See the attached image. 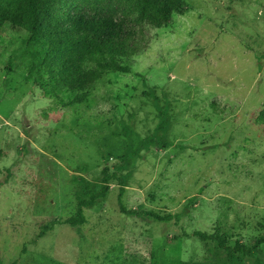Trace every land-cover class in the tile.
<instances>
[{
  "label": "rangeland",
  "instance_id": "374dc122",
  "mask_svg": "<svg viewBox=\"0 0 264 264\" xmlns=\"http://www.w3.org/2000/svg\"><path fill=\"white\" fill-rule=\"evenodd\" d=\"M176 1L131 72L106 73L80 103L30 76L27 31L0 27V264H230L216 237L264 238V0ZM146 84L172 103L170 145L140 151L123 200L181 220L123 213L112 180L87 222L62 223L153 132ZM239 256L264 264V242Z\"/></svg>",
  "mask_w": 264,
  "mask_h": 264
},
{
  "label": "trees",
  "instance_id": "16d2710c",
  "mask_svg": "<svg viewBox=\"0 0 264 264\" xmlns=\"http://www.w3.org/2000/svg\"><path fill=\"white\" fill-rule=\"evenodd\" d=\"M177 6L176 0H0V27L11 24L27 31V44L32 46L30 76H51L71 103H80L90 96L106 73L131 72V57L145 46L146 29L162 27L169 10ZM146 87L144 94L159 115L153 132L138 145H129L117 171L105 174L104 183L91 190L88 197L81 198L77 212L62 223L77 227L87 222L84 209L107 196L112 180L119 184L118 204L123 213L157 221L175 219L178 223L181 220L184 212L161 214L155 210L128 209L123 200L132 175L130 167L140 151L153 144L170 145L167 134L172 121V103L168 98L162 100L153 86L146 84ZM123 131L130 136L133 127L124 123ZM196 199L193 196L188 203ZM196 235L202 239L215 237L201 231ZM216 240L229 253L230 264H242L239 252L255 257L258 246L264 242L262 238L254 246L238 243L232 248L219 237Z\"/></svg>",
  "mask_w": 264,
  "mask_h": 264
}]
</instances>
